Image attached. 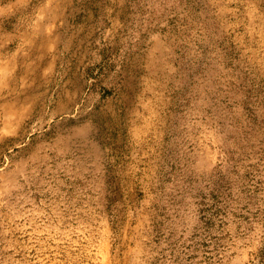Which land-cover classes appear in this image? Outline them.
Instances as JSON below:
<instances>
[{
  "label": "rangeland",
  "instance_id": "1",
  "mask_svg": "<svg viewBox=\"0 0 264 264\" xmlns=\"http://www.w3.org/2000/svg\"><path fill=\"white\" fill-rule=\"evenodd\" d=\"M0 264H264V0H0Z\"/></svg>",
  "mask_w": 264,
  "mask_h": 264
}]
</instances>
